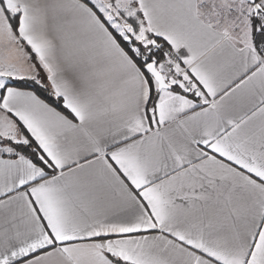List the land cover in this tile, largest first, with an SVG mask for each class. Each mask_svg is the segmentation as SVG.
Returning <instances> with one entry per match:
<instances>
[{"label": "snow or ice", "instance_id": "snow-or-ice-1", "mask_svg": "<svg viewBox=\"0 0 264 264\" xmlns=\"http://www.w3.org/2000/svg\"><path fill=\"white\" fill-rule=\"evenodd\" d=\"M0 264H264V0H0Z\"/></svg>", "mask_w": 264, "mask_h": 264}, {"label": "trees", "instance_id": "trees-1", "mask_svg": "<svg viewBox=\"0 0 264 264\" xmlns=\"http://www.w3.org/2000/svg\"><path fill=\"white\" fill-rule=\"evenodd\" d=\"M43 95V94H42Z\"/></svg>", "mask_w": 264, "mask_h": 264}]
</instances>
